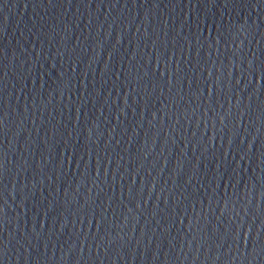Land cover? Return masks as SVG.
I'll return each mask as SVG.
<instances>
[{
  "label": "water",
  "instance_id": "1",
  "mask_svg": "<svg viewBox=\"0 0 264 264\" xmlns=\"http://www.w3.org/2000/svg\"><path fill=\"white\" fill-rule=\"evenodd\" d=\"M0 264H264V0H0Z\"/></svg>",
  "mask_w": 264,
  "mask_h": 264
}]
</instances>
